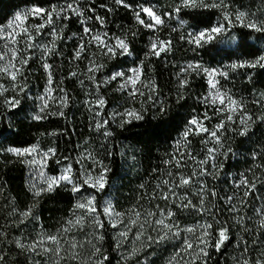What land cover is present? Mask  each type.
<instances>
[{"label": "snow or ice", "instance_id": "snow-or-ice-1", "mask_svg": "<svg viewBox=\"0 0 264 264\" xmlns=\"http://www.w3.org/2000/svg\"><path fill=\"white\" fill-rule=\"evenodd\" d=\"M22 2L0 18V167L27 169L0 206V264H264V0ZM121 9L131 23L113 32ZM69 81L88 129L74 155L59 143L77 100ZM156 114L166 127L116 143ZM117 155L138 178L127 194ZM49 201L62 205L54 226Z\"/></svg>", "mask_w": 264, "mask_h": 264}, {"label": "trees", "instance_id": "trees-1", "mask_svg": "<svg viewBox=\"0 0 264 264\" xmlns=\"http://www.w3.org/2000/svg\"><path fill=\"white\" fill-rule=\"evenodd\" d=\"M245 3L248 2V0H244ZM10 4H19L20 8L22 9L25 7V4L22 2V0H0V9H3V12H0V18H3L5 14H9L13 11V8L9 7ZM110 20L114 21L113 23L109 24V28L115 32L116 25H126L131 23L130 14L126 13L123 9L119 10L117 14L110 17ZM78 24H73L72 28L76 29L78 28ZM147 40V37L144 36L140 39H138L135 43V48L137 51H139L143 47V43ZM71 43V42H69ZM142 55V53H140ZM179 55V53H177ZM189 55H191L189 53ZM122 59V58H121ZM157 78L161 81V83L167 81L170 78L171 73L173 72V69L171 67H166L163 63L159 64L157 66ZM66 71V68H65ZM36 76L39 75L37 72L35 74ZM63 72L57 73V79L62 78ZM33 93L40 90V87L42 85V81H38L35 79V77L31 81ZM65 87H67L70 90V94L77 97V100L74 104L70 106V111L68 115V120L71 121V123H65L63 120L59 122V129L60 131L65 132L66 134L60 139L59 143L62 149H67L69 153H74V149L76 146L80 143H82V137L84 139H87V132L88 129L86 127L87 124V115L84 112L83 107L81 106L80 100L83 98V94L80 92L79 88L75 85L74 82H66ZM194 88L196 91H199L200 88V82H197L194 85ZM183 115V109H174L171 113V116L169 118V121H179V117ZM25 123H30V121H25ZM46 127L51 130L53 127H57V123L55 121V118H52L49 123L45 125ZM167 122L165 121H150L147 125H140L137 127H130L127 131H120L119 135L116 138L117 144H126L130 141H135L138 138L141 137V133L147 134L148 131H150L154 127H166ZM43 130V129H40ZM37 129L33 128L31 129L29 135H25L23 139H29L30 136H34ZM172 138L174 139L176 136V132L171 133ZM172 142L171 139L167 141L168 144ZM165 147V142L163 140L159 141H153L150 145L151 148V156H144L142 157V163L143 167L146 169L155 163H157V156L159 153L163 152ZM243 151V149H241ZM236 161H230V167L232 164H235ZM243 164V161H241V165ZM113 167V175L115 177L114 183L117 187L122 188V192L127 194L131 191L132 185L137 182V177L135 174L128 170L127 166L124 165L119 157L117 155L114 158V163L112 165ZM235 171V169H232ZM27 175V169L23 168L20 165H16L15 167L5 168L0 167V181H3L5 184V192L4 196L0 197V206H3L6 203L5 198L10 197L12 195L21 193L23 188V181L24 177ZM222 187H224L222 185ZM121 203L126 204V201L122 198ZM62 205H58L54 202H47L44 204L42 208V214L45 218V220L48 222L50 226H54L56 223V220L61 215V212L58 210ZM3 220L0 219V224H3ZM227 251H225V256H227ZM115 264V260L113 262Z\"/></svg>", "mask_w": 264, "mask_h": 264}, {"label": "clouds", "instance_id": "clouds-1", "mask_svg": "<svg viewBox=\"0 0 264 264\" xmlns=\"http://www.w3.org/2000/svg\"><path fill=\"white\" fill-rule=\"evenodd\" d=\"M129 55H130V57L132 56V53H129ZM113 58H109V61L111 62V60H112ZM122 69H120V68H117L116 69V71H121ZM160 119V115L159 114H156V117L153 119V121H157V120H159ZM119 131H124L123 129H119ZM242 161V160H241Z\"/></svg>", "mask_w": 264, "mask_h": 264}]
</instances>
